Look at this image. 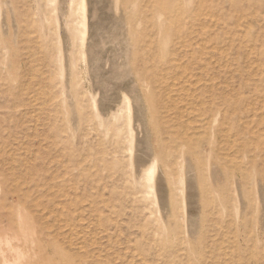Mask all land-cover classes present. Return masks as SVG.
I'll return each mask as SVG.
<instances>
[{
  "label": "rangeland",
  "instance_id": "374dc122",
  "mask_svg": "<svg viewBox=\"0 0 264 264\" xmlns=\"http://www.w3.org/2000/svg\"><path fill=\"white\" fill-rule=\"evenodd\" d=\"M15 262L264 264V0H0Z\"/></svg>",
  "mask_w": 264,
  "mask_h": 264
},
{
  "label": "bare ground",
  "instance_id": "6f19581e",
  "mask_svg": "<svg viewBox=\"0 0 264 264\" xmlns=\"http://www.w3.org/2000/svg\"><path fill=\"white\" fill-rule=\"evenodd\" d=\"M79 10H80V9H79ZM84 11H85V10H84ZM128 12H129V11H128ZM126 57H127V56H126ZM126 64H127V63H126ZM191 136H192V134H191ZM212 142H213V141H212ZM234 177H235V176H234ZM188 185H189V184H188ZM188 189H189V188H188ZM5 262H6V261H5ZM5 262H4V263H5ZM16 262H17V261H16ZM16 262H15V263H16ZM56 262H57V261H56ZM6 264H7V263H6ZM16 264H18V263H16Z\"/></svg>",
  "mask_w": 264,
  "mask_h": 264
}]
</instances>
